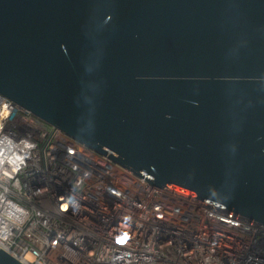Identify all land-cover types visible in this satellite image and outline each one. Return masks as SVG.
<instances>
[{
  "label": "water",
  "instance_id": "1",
  "mask_svg": "<svg viewBox=\"0 0 264 264\" xmlns=\"http://www.w3.org/2000/svg\"><path fill=\"white\" fill-rule=\"evenodd\" d=\"M0 96L264 225V0H0Z\"/></svg>",
  "mask_w": 264,
  "mask_h": 264
},
{
  "label": "built area",
  "instance_id": "2",
  "mask_svg": "<svg viewBox=\"0 0 264 264\" xmlns=\"http://www.w3.org/2000/svg\"><path fill=\"white\" fill-rule=\"evenodd\" d=\"M0 249L22 264H264V225L149 184L0 96Z\"/></svg>",
  "mask_w": 264,
  "mask_h": 264
},
{
  "label": "clouds",
  "instance_id": "3",
  "mask_svg": "<svg viewBox=\"0 0 264 264\" xmlns=\"http://www.w3.org/2000/svg\"><path fill=\"white\" fill-rule=\"evenodd\" d=\"M127 240H128V236L125 234L117 239V243L123 245L126 243Z\"/></svg>",
  "mask_w": 264,
  "mask_h": 264
}]
</instances>
